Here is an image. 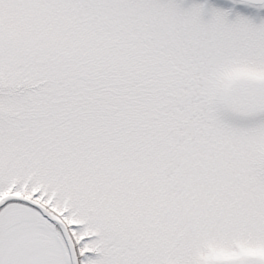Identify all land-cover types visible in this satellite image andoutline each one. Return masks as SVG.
I'll list each match as a JSON object with an SVG mask.
<instances>
[{
    "label": "snow or ice",
    "instance_id": "6c2138e0",
    "mask_svg": "<svg viewBox=\"0 0 264 264\" xmlns=\"http://www.w3.org/2000/svg\"><path fill=\"white\" fill-rule=\"evenodd\" d=\"M0 264H264V0H0Z\"/></svg>",
    "mask_w": 264,
    "mask_h": 264
},
{
    "label": "rangeland",
    "instance_id": "374dc122",
    "mask_svg": "<svg viewBox=\"0 0 264 264\" xmlns=\"http://www.w3.org/2000/svg\"><path fill=\"white\" fill-rule=\"evenodd\" d=\"M185 2H186V3H191V2H192V0H185Z\"/></svg>",
    "mask_w": 264,
    "mask_h": 264
}]
</instances>
